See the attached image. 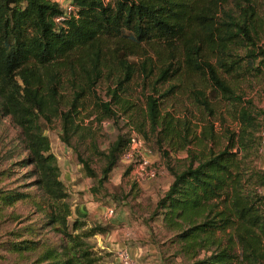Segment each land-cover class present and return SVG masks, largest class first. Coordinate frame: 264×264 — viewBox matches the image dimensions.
<instances>
[{
	"label": "trees",
	"instance_id": "1",
	"mask_svg": "<svg viewBox=\"0 0 264 264\" xmlns=\"http://www.w3.org/2000/svg\"><path fill=\"white\" fill-rule=\"evenodd\" d=\"M71 1L77 10L68 13L55 0H0V114L21 129L27 155L19 162L33 166V184L40 191L0 189V217L3 209L32 202L61 234L59 244L9 240L5 249L35 252L39 264H100L103 255L89 238L111 227L72 219L46 125L59 119L61 138L71 145L84 98L101 79L111 86L109 99L97 103L100 122L118 111L131 112L136 104L125 97V85L140 78L145 117L137 123L139 134L187 152L183 168L169 167L173 180L151 218L161 216L177 244L175 254L190 260L184 264H264V170L256 163L264 126L229 80L234 74H264L256 0H233L220 25V7L229 0ZM215 92L238 104L237 128L223 141L213 133V123L199 136L189 117L165 108L169 98L181 94L213 114L209 96ZM130 140L119 135L105 152L94 144L105 158L99 175L88 160L78 159L103 184Z\"/></svg>",
	"mask_w": 264,
	"mask_h": 264
},
{
	"label": "rangeland",
	"instance_id": "2",
	"mask_svg": "<svg viewBox=\"0 0 264 264\" xmlns=\"http://www.w3.org/2000/svg\"><path fill=\"white\" fill-rule=\"evenodd\" d=\"M55 1L65 7V0ZM256 4L263 24L260 31L261 38L257 42L260 46H264V0H256ZM232 7H234L233 0L221 5L218 20H216L218 25L225 18L223 11H229ZM229 80L237 93L243 96L244 104L252 106L258 114L260 124L264 126V74L258 76L251 74L236 76L234 74L229 77ZM141 83V79L136 78L125 85V97L136 104L130 113L125 114L118 111L117 117L105 118L100 122L101 120H98V117L102 115V112L98 109L97 103L100 100L109 99L106 92L108 87L111 86L106 78L101 79L91 94L84 98L85 101L80 114L76 117L79 130L77 135L72 138L73 144L71 145L66 144L61 138L62 129L59 119L46 125L45 134L50 138L52 151L57 156L60 166L61 178L66 183L69 191L68 202L71 205V211H73L72 206L74 203L78 202V198L86 201L91 197L98 203V206H104L107 209L111 205H116L117 208L128 205L141 206L140 211L142 214L145 212L149 214L144 219L153 220L151 216L155 209V203L163 196L167 190L166 187L173 180L169 167L176 170L184 167L181 159L186 157V150L177 151L168 146L167 143L160 146L154 135L149 134L146 137L142 133L146 142L145 150L130 160L120 159L110 172L108 180L103 184H99L98 178L89 176L82 162L79 161L78 155L88 160L91 168L99 175L105 164V158L99 153L107 151L108 146L119 135H125L129 139L132 134L140 133L137 130V123L143 122L145 117L144 90ZM167 87L168 84L164 86V89ZM214 96L219 97L214 99ZM209 98L215 104L213 114L204 108L199 109L193 104V101L181 94L169 98L165 102V108L171 112L179 113L181 117H189L193 126H198L196 128L199 136H201L205 125L213 123V133L223 141L224 134L227 131H234L237 128L235 113L238 104L234 105L216 92ZM115 109L120 110L119 108ZM21 138V129L11 117L0 114V189L19 188L22 191H32L40 195L39 189L33 184L36 178L31 174L33 166H22L19 162L21 158L27 155V151L22 149ZM94 144L100 152H97ZM163 150L168 151L169 155L164 154ZM261 151L262 154L256 163L258 167L264 170V147ZM145 159L148 161V165L141 172L139 165ZM151 169L157 171L155 177L148 176ZM147 183L151 184L148 188H144ZM138 193L139 197L136 199ZM138 201H140V204H137ZM47 208L49 207L47 206ZM75 214L78 215L77 212ZM91 216L83 217L88 225L95 223ZM103 217L109 221V217L104 215ZM47 223V215L40 212L38 206L32 202L21 201L13 207L3 209V216L0 217V264H39L36 262L38 255L35 252L24 251L18 253L10 251L5 249V243L9 240L41 239L59 244L61 234L52 229ZM153 225L155 227L153 229L152 226L154 240L161 247L163 264L190 262L186 256L175 254L177 244L171 243L172 233L164 226L159 228L155 224ZM97 235L89 238V241L95 246H98ZM97 248L98 255H103L100 264H108L109 261H112V258L114 259L111 253L110 255L104 254L105 252H100L99 246Z\"/></svg>",
	"mask_w": 264,
	"mask_h": 264
},
{
	"label": "crops",
	"instance_id": "3",
	"mask_svg": "<svg viewBox=\"0 0 264 264\" xmlns=\"http://www.w3.org/2000/svg\"><path fill=\"white\" fill-rule=\"evenodd\" d=\"M150 184H145L144 188H148ZM168 188L169 186L166 187V189ZM137 197H139V193L138 196L136 194V199ZM139 202L137 204H140ZM111 206L115 207V214L109 217V221L103 217V215L106 216L107 208L98 206V203L91 197L86 201L78 198V202H75L72 206V217L83 218L92 214L91 217L94 222H101L111 226L109 232L98 234L96 237L100 249L110 252L111 256H114V259L112 258V261H109L108 264H123L118 255L123 248H126L131 257L140 264H163L161 247L154 240V230H152V226L153 229L155 228L153 224L159 228L163 227L161 216L149 220L148 218L144 219L149 214L147 212L142 214L140 211L141 206L128 205L118 208L116 205Z\"/></svg>",
	"mask_w": 264,
	"mask_h": 264
},
{
	"label": "built area",
	"instance_id": "4",
	"mask_svg": "<svg viewBox=\"0 0 264 264\" xmlns=\"http://www.w3.org/2000/svg\"><path fill=\"white\" fill-rule=\"evenodd\" d=\"M63 8L68 13H71L77 10L76 7L72 4L71 0H66L65 7ZM61 19H63V17L58 18V20H61ZM262 136H263V146H264V130L262 132ZM145 145H146V142L142 134H139V133L132 134L129 146L123 152L121 156V160H130L138 153L141 154L145 150ZM147 165H148V161L145 159L139 165L141 172L146 169ZM156 174H157V171L155 169L154 170L151 169L148 172L149 177H155ZM114 214H115V207L114 206L108 207L106 216L112 217ZM118 255L123 264H140L138 261H136L135 259L131 257L129 251L126 248L121 249Z\"/></svg>",
	"mask_w": 264,
	"mask_h": 264
}]
</instances>
